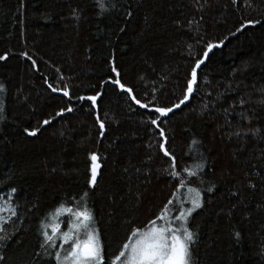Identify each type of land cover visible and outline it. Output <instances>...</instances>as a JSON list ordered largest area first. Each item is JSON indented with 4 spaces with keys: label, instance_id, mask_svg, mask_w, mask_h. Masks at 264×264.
Listing matches in <instances>:
<instances>
[{
    "label": "trees",
    "instance_id": "1",
    "mask_svg": "<svg viewBox=\"0 0 264 264\" xmlns=\"http://www.w3.org/2000/svg\"><path fill=\"white\" fill-rule=\"evenodd\" d=\"M106 7L98 15L94 0H0V200L15 188L19 214L5 226L12 235L0 264H55L53 250L40 248V222L54 224L48 214L84 191L102 251L114 252L178 183L164 172L171 162L161 142L177 170L206 158L191 182L202 201L189 217L192 264H264V0H106ZM209 43L220 46L197 70L189 101L160 117L158 128L150 123L158 114L111 83L119 79L151 107H170ZM97 93L95 108L79 99ZM249 129L259 132L243 135ZM193 139L200 143L185 155ZM93 153L99 168L88 188ZM68 219L59 216L60 231Z\"/></svg>",
    "mask_w": 264,
    "mask_h": 264
},
{
    "label": "snow or ice",
    "instance_id": "2",
    "mask_svg": "<svg viewBox=\"0 0 264 264\" xmlns=\"http://www.w3.org/2000/svg\"><path fill=\"white\" fill-rule=\"evenodd\" d=\"M94 3L98 8V15L108 11L106 0H94ZM232 4L236 5L237 0H232ZM256 23H259V21H247V25ZM247 25L242 23L236 31H241ZM219 46V44L213 45L209 43L206 46V50L203 51L202 57H194V66L191 68L190 78L186 80V88L183 91V96L170 107H151L152 101L142 102L141 99H138L133 94V90L126 87L119 79L112 80L111 83L123 92H126L132 102L138 105L140 109H148L152 113L158 114L150 120V123L158 128L157 122L160 117H166L174 109L180 108L181 105L189 101L194 91V85L197 83V70L205 62V58H207L209 52L214 47ZM3 59L5 57L0 56V60ZM35 66V62L33 61V67ZM113 71L115 72L116 70L113 69ZM45 82L47 83V80ZM49 87L53 92L61 90L58 86H52L51 84H49ZM4 91V86L0 85V92ZM62 94L65 97H69L70 93L67 85L63 87ZM99 95L97 93L96 95L87 97L81 96L79 99L82 101H90L92 107L95 108ZM72 110V107L66 109L68 112ZM64 111L62 109L57 115H62ZM2 113V104H0V120L4 119ZM242 118L247 119V117ZM48 123H50L49 120L43 121L45 125ZM97 123L100 124L101 131H103V123L99 120H97ZM37 131L38 129H25L28 136L36 135ZM258 132V129H249L247 132H243V135L251 134L255 136ZM231 135L240 137L242 133L241 131H234ZM159 136L162 141L166 140V134L163 130L159 131ZM199 143L198 140L193 139L189 143L188 151L185 155L192 154L193 145H198ZM159 149L163 156L171 162L164 169L165 174L169 175L172 180L178 181V183L176 184L175 190L171 193V196L155 214L154 218H149L146 223L141 225L130 227L126 237L120 242L115 251L106 256L102 251L92 210L88 207L89 192L84 191L79 195L78 200H73L71 207L62 203L55 208L54 213L48 214L46 219L52 218L53 216L56 218L54 224L49 225L44 220L40 222V248L45 252L53 250L54 254L50 253V255H52L55 264H190V245L194 241V234L188 226L189 217L196 209L202 207L201 192L198 188L191 186V182L201 179L199 173L203 172L206 166V158L201 153L199 157L200 162L185 165L177 170L178 166L174 154L170 153L164 142L159 143ZM89 159L91 160V175L87 179V186L88 188H93L96 184L99 164L97 163L96 154H91ZM193 159L195 160L196 157L193 156ZM213 188L214 185L209 186L207 192L212 193ZM15 191V188L11 189L7 193V198L0 203V233H4L0 235V247L12 235L5 226L9 225L10 222L14 225L13 218L19 219L17 206L12 203L13 193ZM233 194L235 195L236 193ZM62 214L69 218L66 231H60L59 216ZM49 228L50 231L47 230ZM3 260L4 257L0 256V261Z\"/></svg>",
    "mask_w": 264,
    "mask_h": 264
},
{
    "label": "rangeland",
    "instance_id": "3",
    "mask_svg": "<svg viewBox=\"0 0 264 264\" xmlns=\"http://www.w3.org/2000/svg\"><path fill=\"white\" fill-rule=\"evenodd\" d=\"M4 199H5V198L1 199V200H0V203H2ZM62 215H63V214H62ZM62 215H61V216H62ZM67 222H68V221H67ZM67 227H68V224H67V226H66V230H67ZM61 229H62V228H61ZM66 230H65V231H66ZM61 231H62V230H61ZM190 264H192V253H191V249H190Z\"/></svg>",
    "mask_w": 264,
    "mask_h": 264
},
{
    "label": "water",
    "instance_id": "4",
    "mask_svg": "<svg viewBox=\"0 0 264 264\" xmlns=\"http://www.w3.org/2000/svg\"><path fill=\"white\" fill-rule=\"evenodd\" d=\"M97 172H98V169H97ZM97 178V177H96Z\"/></svg>",
    "mask_w": 264,
    "mask_h": 264
}]
</instances>
